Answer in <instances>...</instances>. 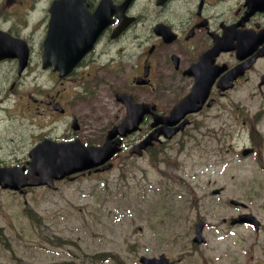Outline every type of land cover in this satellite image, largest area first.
Returning <instances> with one entry per match:
<instances>
[{"label": "flooded vegetation", "instance_id": "obj_1", "mask_svg": "<svg viewBox=\"0 0 264 264\" xmlns=\"http://www.w3.org/2000/svg\"><path fill=\"white\" fill-rule=\"evenodd\" d=\"M79 34L89 46L71 72L59 76V66L47 64L60 58L47 57V37ZM58 47L65 51L61 41ZM77 70L81 101L91 96L85 86L102 94L94 100L97 116H116L114 123L122 119L127 107L116 98L117 91L129 93L143 109L138 127L121 138L120 150L104 162L111 167L94 166L80 174L111 169L124 150L129 157L137 155L141 149L136 145L148 136L152 143L137 156L158 164L176 136L228 112L231 90L264 86V0H0V200L30 202L38 186L33 182L39 173L30 163L36 146L45 142L48 151L51 141L81 140L64 86ZM43 75L44 82H38ZM193 91L199 108L188 111L190 103H183L176 113L181 117L168 119ZM114 102L121 111L112 109ZM114 123L97 143L81 141L102 143ZM244 147L255 153L257 146ZM217 188V194L223 189L211 193Z\"/></svg>", "mask_w": 264, "mask_h": 264}, {"label": "rangeland", "instance_id": "obj_2", "mask_svg": "<svg viewBox=\"0 0 264 264\" xmlns=\"http://www.w3.org/2000/svg\"><path fill=\"white\" fill-rule=\"evenodd\" d=\"M72 77L65 94L79 119L80 139L97 143L118 117L97 116L94 100L101 92L85 86L91 96L81 101L80 70ZM253 88L231 90L228 112L176 136L163 162L152 165L124 150L107 171L77 174L53 189L37 186L28 204L1 199L0 263L141 264V254L163 252L179 259L176 264H264V86ZM112 109L122 110L117 102ZM251 143L255 153L242 155ZM220 186L219 194L211 193ZM230 197L246 207L229 204ZM242 211L260 221L257 232L251 224L228 222ZM198 219L206 224L200 244L191 241Z\"/></svg>", "mask_w": 264, "mask_h": 264}, {"label": "water", "instance_id": "obj_3", "mask_svg": "<svg viewBox=\"0 0 264 264\" xmlns=\"http://www.w3.org/2000/svg\"><path fill=\"white\" fill-rule=\"evenodd\" d=\"M65 46V51H61L58 47V43ZM88 45H83V39L78 36H51L47 37L46 55L47 57H60L47 61V64L58 65L59 76H64L70 72L76 61L83 55L87 50ZM229 86V85H228ZM227 88V85L225 86ZM196 95V92H192L186 96L180 103L176 104L171 110L168 119L174 121L179 119L181 116L176 115L178 107L183 103H190L192 110H197L199 107L194 105L195 100L192 97ZM116 97L118 100L123 101L127 106V114L123 119L114 124L107 132L104 142L100 145H84L79 139L68 142H54L51 141V145L48 151H45V142H42L41 146H36L32 153V166L40 174L41 179L37 183L48 182L50 184L51 179L47 181V177H62L65 174H69L74 171L88 169L92 166L99 165L102 162L112 156V154L120 148L121 138L120 136L126 135L138 126V122L141 119L143 109L141 103H134L132 97L128 93L117 92ZM187 112V111H186ZM185 112V113H186ZM184 120L182 124H185ZM74 128H77L76 118H74ZM178 128L174 129L177 130ZM151 143V137L148 136L138 145L140 147L146 146ZM140 152V151H139ZM247 153L248 149L242 151ZM41 164V165H40ZM40 165V166H38ZM110 163L101 165L95 169L108 168ZM218 190H214L217 192ZM233 204H243L239 200L231 198L229 200ZM236 222H251L255 227L258 226V219L250 212L240 213L234 217H231L230 223ZM195 235L193 241L202 242L204 236L202 235V222H198L195 225ZM140 260L144 264H174L172 260H169L164 254L159 256L146 257L141 256Z\"/></svg>", "mask_w": 264, "mask_h": 264}, {"label": "trees", "instance_id": "obj_4", "mask_svg": "<svg viewBox=\"0 0 264 264\" xmlns=\"http://www.w3.org/2000/svg\"><path fill=\"white\" fill-rule=\"evenodd\" d=\"M260 137H258V140H259ZM0 237H2L1 233H0ZM61 240V239H60Z\"/></svg>", "mask_w": 264, "mask_h": 264}, {"label": "bare ground", "instance_id": "obj_5", "mask_svg": "<svg viewBox=\"0 0 264 264\" xmlns=\"http://www.w3.org/2000/svg\"><path fill=\"white\" fill-rule=\"evenodd\" d=\"M43 40V39H42Z\"/></svg>", "mask_w": 264, "mask_h": 264}]
</instances>
